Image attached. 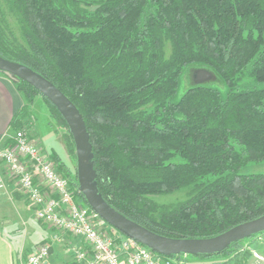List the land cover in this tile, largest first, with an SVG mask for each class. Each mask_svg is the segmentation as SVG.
I'll return each instance as SVG.
<instances>
[{
	"label": "trees",
	"instance_id": "trees-1",
	"mask_svg": "<svg viewBox=\"0 0 264 264\" xmlns=\"http://www.w3.org/2000/svg\"><path fill=\"white\" fill-rule=\"evenodd\" d=\"M2 1L23 43L6 41L0 9V55L42 74L77 105L99 189L114 208L176 238L212 237L264 214V171L242 172L264 162V0ZM193 65L215 72L225 90L193 84L178 98ZM11 79L25 100L12 119L15 131L36 95L68 126L31 83ZM48 153L90 206L77 168L54 148ZM184 188L183 200L150 198ZM242 241L192 256H230Z\"/></svg>",
	"mask_w": 264,
	"mask_h": 264
},
{
	"label": "built area",
	"instance_id": "built-area-1",
	"mask_svg": "<svg viewBox=\"0 0 264 264\" xmlns=\"http://www.w3.org/2000/svg\"><path fill=\"white\" fill-rule=\"evenodd\" d=\"M12 140V146L0 150L4 173L11 175L19 193L34 205L39 220L85 241V246L78 244L72 248L78 262L177 264L180 255H161L115 228L105 232L98 227L101 217L76 196L71 182L58 170L46 149L24 129L16 130ZM3 187L4 178L0 176V189ZM51 248L50 241L37 242L20 264H45Z\"/></svg>",
	"mask_w": 264,
	"mask_h": 264
},
{
	"label": "water",
	"instance_id": "water-1",
	"mask_svg": "<svg viewBox=\"0 0 264 264\" xmlns=\"http://www.w3.org/2000/svg\"><path fill=\"white\" fill-rule=\"evenodd\" d=\"M0 71L10 78L24 79L47 97L65 118L74 139L77 156L78 188L90 207L112 227L134 238L151 250L166 256L211 255L225 251L232 243L264 232V214L240 223L218 235L206 238H176L158 234L114 208L97 182L93 145L83 114L77 105L52 81L34 69L0 55ZM213 71L196 68L194 84L209 80Z\"/></svg>",
	"mask_w": 264,
	"mask_h": 264
},
{
	"label": "crops",
	"instance_id": "crops-1",
	"mask_svg": "<svg viewBox=\"0 0 264 264\" xmlns=\"http://www.w3.org/2000/svg\"><path fill=\"white\" fill-rule=\"evenodd\" d=\"M24 104V97L14 81L0 72V150L8 145L14 135L12 119ZM48 128L41 130L36 139L47 149L54 148L65 160L55 133L50 126ZM0 176L4 178V187L0 189V264H20L35 244L43 240L52 243L51 254L45 264H68L74 261L73 246H85V241L39 220L34 205L21 198L19 193H13V186L6 179L1 160ZM102 225L109 227L103 220Z\"/></svg>",
	"mask_w": 264,
	"mask_h": 264
},
{
	"label": "rangeland",
	"instance_id": "rangeland-1",
	"mask_svg": "<svg viewBox=\"0 0 264 264\" xmlns=\"http://www.w3.org/2000/svg\"><path fill=\"white\" fill-rule=\"evenodd\" d=\"M0 9L2 12V25L4 28V37L9 43L20 42L23 43V38L20 33L19 25L16 21V18L11 14L7 9L5 3L0 0ZM166 55L169 56L171 53V46L169 42L165 46ZM196 68H203L200 65H193L186 69L184 72L180 86L178 88L177 97L179 98L188 87L194 84L193 73ZM202 84L213 86L220 89L221 91L225 90V84L221 78H219L215 72H213L212 77L209 80L202 81ZM153 105H149L148 108H152ZM43 117V118H41ZM40 119V120H39ZM49 123V124H47ZM55 133V137L62 149V154L65 156V160L68 166L73 172L76 171L77 167V156L76 149L73 137L69 135L68 126L62 122L57 116H54L49 105L42 97V95H36L34 103L31 107L30 114L26 117L24 126L19 129L26 130L29 136H32V139H36L39 132L42 130H49V127ZM55 139V140H56ZM41 142V141H40ZM73 142V144H72ZM40 144V143H39ZM8 145L12 146V142ZM46 149L47 152H50L49 149L44 144H40ZM264 171V162L261 163H249L243 167V173H254V172H263ZM6 173V172H5ZM6 179L10 180L11 185L13 186V193H19L15 186V182L12 179L9 173H6ZM12 188V187H11ZM190 188H184L173 193L162 194V195H151L150 198L155 200L158 203H170L183 200L187 198ZM21 198H28L19 193ZM102 220L97 221V226L100 227L105 232H111L112 227H104L102 225ZM105 222V221H104ZM106 223V222H105ZM40 242V241H39ZM177 264H264V233L260 234L254 238L243 240L241 247L237 252L230 256H214L211 258H201L191 255H183L177 258Z\"/></svg>",
	"mask_w": 264,
	"mask_h": 264
}]
</instances>
